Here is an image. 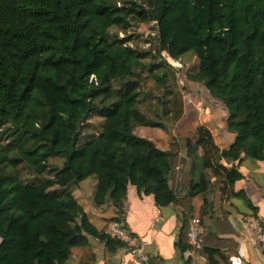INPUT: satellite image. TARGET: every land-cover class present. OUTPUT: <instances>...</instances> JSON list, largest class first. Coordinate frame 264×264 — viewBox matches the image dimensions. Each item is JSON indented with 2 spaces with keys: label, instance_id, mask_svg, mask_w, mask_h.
<instances>
[{
  "label": "trees",
  "instance_id": "16d2710c",
  "mask_svg": "<svg viewBox=\"0 0 264 264\" xmlns=\"http://www.w3.org/2000/svg\"><path fill=\"white\" fill-rule=\"evenodd\" d=\"M133 23L155 26L153 49L129 44ZM190 51L198 66L186 77L222 104L234 139L220 150L197 125L180 155L134 129L164 128L138 108L144 59L160 85L161 53L178 60ZM91 118L102 119L100 130L83 135ZM242 155L264 159V0H0V264H67L87 236L108 252L122 247L74 197L89 177L93 205L112 206L113 220H122L131 186L158 208L177 206L179 252L199 196L198 255L207 264L226 261L214 204L242 179L235 164ZM56 157L62 165L50 166ZM209 217L218 232L205 224Z\"/></svg>",
  "mask_w": 264,
  "mask_h": 264
},
{
  "label": "crops",
  "instance_id": "0c3cea01",
  "mask_svg": "<svg viewBox=\"0 0 264 264\" xmlns=\"http://www.w3.org/2000/svg\"><path fill=\"white\" fill-rule=\"evenodd\" d=\"M158 69L160 73L167 74L163 67ZM147 75L152 79V73L148 72ZM153 82L157 84L154 80ZM191 82L193 89L196 85L197 90L193 93L191 105L182 108L176 118L174 138L170 140L160 128L153 127H136L143 128V134L139 136L152 141L162 151L178 152L183 155L184 138L193 135L197 125H203L210 131L214 144L220 150L226 149L234 139V134L226 128V110L208 94L203 85ZM165 84H157V86L163 85L165 88ZM165 93L166 96H171L170 91L165 90ZM136 128L135 134H137ZM221 163L227 168L232 166L224 161ZM235 164L242 179L237 181L226 194H221L219 204H214L215 209L222 212L215 210L217 213L214 211V220H217L219 227L221 225L223 228L218 232L210 217L205 224L214 228L213 232L217 231V236L225 240L228 245L221 248L226 261L216 257L218 264H264V159L258 161L242 155L240 162ZM214 180L215 178L212 182ZM91 184L92 193L86 188H80L79 195H75L74 192L73 194L89 222L98 231L105 232V223L116 216L115 209L110 205L101 207L93 205L95 183ZM239 191H243L251 205L256 208V215H253L250 207L237 194ZM202 204L199 196L192 200L193 216H198ZM123 211L124 215L120 221L136 237L148 242L147 264H186L181 252L175 247L180 230L177 206L158 208L150 198H140L136 189L131 186L128 188ZM223 223L225 224L222 225ZM256 227L260 228V238L257 237ZM87 239L88 244L73 253L67 264H143L130 255L124 246L108 252L105 243L97 238L87 236ZM191 264H207V261L205 257L197 255L191 258Z\"/></svg>",
  "mask_w": 264,
  "mask_h": 264
},
{
  "label": "rangeland",
  "instance_id": "374dc122",
  "mask_svg": "<svg viewBox=\"0 0 264 264\" xmlns=\"http://www.w3.org/2000/svg\"><path fill=\"white\" fill-rule=\"evenodd\" d=\"M112 35H118L120 38L123 36L117 29H111ZM132 36L129 44L141 49H153L157 41V29L152 23H133V27L127 34ZM161 62L163 69L167 72L165 88L163 85L157 86L151 78L148 77V68L152 63L150 57H146L143 61L145 65L144 71L141 73L142 86L140 88V102L138 104L139 110L149 119L159 122L164 128H160L165 135L171 140L174 138L175 130L174 125L176 118L180 115L182 108L191 105L193 100V93L197 90L195 85L186 77L197 69L198 60L192 51L187 52L186 55L175 61L168 57L163 52L161 53ZM158 76H161L160 70H155ZM165 90L171 92V96H166ZM166 100V102H165ZM214 104V103H212ZM102 119L91 118L88 121V127L83 131V135L97 134L100 130ZM143 128H136V134L139 136L143 134ZM140 137V136H139ZM63 160L61 158L49 159L50 166L60 167ZM22 177L26 180H32V177L26 172L22 171ZM95 183V178L89 177L81 182L78 186L74 187V194L79 195L80 188H86L87 191H93L91 183Z\"/></svg>",
  "mask_w": 264,
  "mask_h": 264
},
{
  "label": "built area",
  "instance_id": "2783aa9c",
  "mask_svg": "<svg viewBox=\"0 0 264 264\" xmlns=\"http://www.w3.org/2000/svg\"><path fill=\"white\" fill-rule=\"evenodd\" d=\"M104 229L105 233L109 235L110 238L126 247L130 255L135 257L141 263L147 264V241L132 234V232H130L120 220H109L105 223ZM255 231L257 237L260 238V228L256 227ZM204 235L205 228L202 220L199 216H193L190 219L186 230L187 248L181 252L183 260L187 261L198 255L199 251L203 248Z\"/></svg>",
  "mask_w": 264,
  "mask_h": 264
}]
</instances>
